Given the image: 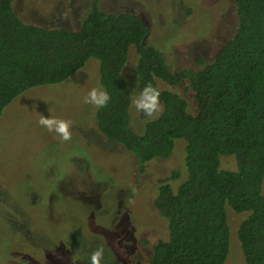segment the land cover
<instances>
[{
	"label": "rangeland",
	"instance_id": "obj_1",
	"mask_svg": "<svg viewBox=\"0 0 264 264\" xmlns=\"http://www.w3.org/2000/svg\"><path fill=\"white\" fill-rule=\"evenodd\" d=\"M213 4L13 2L22 20L43 27L77 29L94 6L110 13H133L148 27L146 44L159 49L174 73L199 71L234 34L233 0ZM136 65L132 53L124 76L132 95L131 126L143 134L162 107L140 90ZM98 67L96 60H90L62 84L25 92L0 118V264H133V245L140 239L147 238L153 247L168 237L167 222L154 200L160 180L179 172V178L170 181L176 191L187 179L186 141L177 140L168 159H154L141 172L132 153L103 139L96 128L94 111L102 97ZM160 88L179 94L187 101L189 114L197 115V101L187 81L175 86L160 82ZM221 168L237 170L235 157L222 156ZM227 217L226 264H247L237 235L246 216L227 207Z\"/></svg>",
	"mask_w": 264,
	"mask_h": 264
},
{
	"label": "trees",
	"instance_id": "obj_2",
	"mask_svg": "<svg viewBox=\"0 0 264 264\" xmlns=\"http://www.w3.org/2000/svg\"><path fill=\"white\" fill-rule=\"evenodd\" d=\"M14 0H0V118L19 96L59 85L99 63L102 97L94 111L99 134L132 153L141 172L168 159L186 141L187 179L175 191L158 182L154 205L168 237L152 250L150 264H226L230 252L227 207L246 217L238 240L247 264H264V0H233L236 30L199 71L172 72L159 49L145 40L142 18L92 7L79 28L43 27L17 15ZM135 53L138 84L161 103V115L138 134L131 126L132 95L124 76ZM187 81L197 115L179 94L161 89ZM234 156L237 170H223Z\"/></svg>",
	"mask_w": 264,
	"mask_h": 264
},
{
	"label": "flooded vegetation",
	"instance_id": "obj_3",
	"mask_svg": "<svg viewBox=\"0 0 264 264\" xmlns=\"http://www.w3.org/2000/svg\"><path fill=\"white\" fill-rule=\"evenodd\" d=\"M199 1V0H197ZM202 3L205 2L207 5H212L213 3L215 4L216 1L219 0H200ZM213 4V5H214ZM196 5V4H193ZM218 7H221V5H218ZM196 8V7H194ZM221 10V9H220ZM133 14V13H132ZM219 16H222V12L220 11ZM141 18V17H140ZM221 19V17H220ZM145 22V21H144ZM211 33V32H209ZM235 33V32H234ZM149 34V33H148ZM147 38V37H146ZM199 61H202V59H200ZM204 62V61H203ZM205 63V62H204ZM184 81V80H183ZM182 81V82H183ZM181 82V83H182ZM150 246V247H149ZM155 246V245H154ZM153 246V247H154ZM153 247H151V245L148 243V239L147 238H142L140 239L139 243H136L133 245L134 248V262H132L133 264H150L151 263V256H152V250ZM152 248V249H151ZM147 255H150L149 260L146 259ZM147 261V262H146Z\"/></svg>",
	"mask_w": 264,
	"mask_h": 264
},
{
	"label": "water",
	"instance_id": "obj_4",
	"mask_svg": "<svg viewBox=\"0 0 264 264\" xmlns=\"http://www.w3.org/2000/svg\"><path fill=\"white\" fill-rule=\"evenodd\" d=\"M227 42H229V40H228ZM227 42H226V43H227ZM223 46H224V44H223L222 47L220 48L219 52L222 50ZM219 52L217 53V55L219 54ZM214 60H215V58H214ZM214 60H213V61H214Z\"/></svg>",
	"mask_w": 264,
	"mask_h": 264
}]
</instances>
